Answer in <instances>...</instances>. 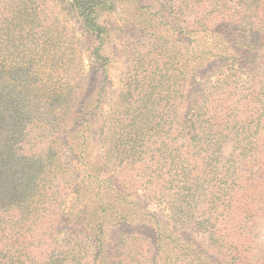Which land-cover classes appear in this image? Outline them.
<instances>
[{"label": "trees", "instance_id": "16d2710c", "mask_svg": "<svg viewBox=\"0 0 264 264\" xmlns=\"http://www.w3.org/2000/svg\"><path fill=\"white\" fill-rule=\"evenodd\" d=\"M118 1L0 0V264H264V0Z\"/></svg>", "mask_w": 264, "mask_h": 264}, {"label": "rangeland", "instance_id": "374dc122", "mask_svg": "<svg viewBox=\"0 0 264 264\" xmlns=\"http://www.w3.org/2000/svg\"><path fill=\"white\" fill-rule=\"evenodd\" d=\"M159 10L158 5L153 0H138V1H118L116 4V8L108 13V15H105V20H108L110 23L114 24L122 36L125 35H138L141 27H145L146 25L152 24L153 20L157 18L158 15L156 14ZM156 16V17H154ZM121 18V19H120ZM135 19L137 24H129ZM131 25V26H130ZM142 25V26H141ZM168 37L173 38L174 34L172 31L166 32ZM125 47H120L117 51L119 54L114 57V60L111 65V75L113 76V85L114 87L121 86V82L123 79V74L127 69L128 63L127 60H129L128 56H126L124 53ZM89 60L86 59V63ZM143 200H145L144 197H142ZM150 208L154 207L152 205H149ZM161 231L164 234H167L171 231V227L168 225H163L161 228ZM132 231H127L126 234H132ZM154 231L150 229H143L140 231L136 236L135 240L132 239L133 246L129 247L130 251V262L129 264H139L141 262H144V258L149 256V254L146 252L148 249H150V243L151 240L154 237ZM139 235V237H137ZM122 236V234H121ZM177 237H174L176 239ZM127 239V238H126ZM142 244H145L146 250L141 251ZM127 253H125V256H127ZM123 254V251H118V248H112V255L114 256V259L116 261H119L120 256ZM86 261L91 262V259H87Z\"/></svg>", "mask_w": 264, "mask_h": 264}]
</instances>
